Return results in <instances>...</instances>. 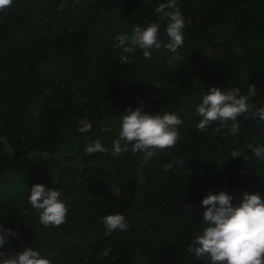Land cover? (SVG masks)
Returning <instances> with one entry per match:
<instances>
[{
	"label": "trees",
	"instance_id": "trees-1",
	"mask_svg": "<svg viewBox=\"0 0 264 264\" xmlns=\"http://www.w3.org/2000/svg\"><path fill=\"white\" fill-rule=\"evenodd\" d=\"M65 2L13 0L0 11V225L17 233L0 251L30 248L52 264H209L187 251L206 227L202 200L222 191L234 207L245 193L264 200V160L247 147L264 146V124L246 114L236 135L214 133L217 124L201 132L196 107L213 86L249 85L253 111L264 107V0H177L184 45L151 59L124 54L116 37L159 23L166 43L168 21L154 11L166 0ZM141 106L182 119L173 148L148 160L85 152L97 140L111 150L125 109ZM37 184L62 193L59 227L40 224L29 204ZM112 214L129 228L106 236Z\"/></svg>",
	"mask_w": 264,
	"mask_h": 264
},
{
	"label": "clouds",
	"instance_id": "clouds-1",
	"mask_svg": "<svg viewBox=\"0 0 264 264\" xmlns=\"http://www.w3.org/2000/svg\"><path fill=\"white\" fill-rule=\"evenodd\" d=\"M13 4V0H0V11ZM66 6L62 0L61 8ZM161 20H167L165 29L167 42L160 39V24L151 23L146 27L136 25L131 34H120L116 37L118 43L115 48L124 54L134 53L137 49L143 50V57L151 59L152 50L162 47L175 53L184 45L183 29L185 20L177 6V0H166L154 8ZM122 64L130 63L127 55H121ZM156 87H160L155 84ZM257 94L255 85H249L247 94H241L239 88L222 91L221 88L211 87L207 94L202 95L201 102L196 107L201 118L196 125L201 132L206 131L213 124L214 133L227 129L226 135H236L239 132L238 117L251 115L257 123L264 124V107L253 111L254 105L249 103L251 97ZM183 121L175 114L151 115L142 110V106L133 110L126 108L120 117L119 138L113 141L112 149L102 146L100 141L87 145L85 152L88 155L111 152L118 157L131 151L133 154L143 153L145 160L150 159L158 149L173 148L180 139L179 126ZM91 129V124L85 131ZM130 146V147H129ZM255 156L264 160V146H247ZM243 150H235L232 157L239 159ZM247 159V157H245ZM181 164V161H175ZM172 164L165 166L170 170ZM62 193L43 185H34L30 190L29 204L39 212V222L45 227H59L66 222L68 209L61 199ZM232 197L222 191L219 194L208 192L202 200L206 208L203 213V231L196 235L187 248L189 253L209 264H264V200L260 195H243L239 206L232 205ZM187 207V206H185ZM106 228L105 235L111 236L114 231H127L129 228L125 217L121 214L107 215L103 218ZM17 233L5 229L0 225V249L8 242L9 237L15 238ZM103 255L107 256L108 251ZM0 264H52V261L41 255L40 251L30 248L24 249L15 255H7L0 251Z\"/></svg>",
	"mask_w": 264,
	"mask_h": 264
},
{
	"label": "rangeland",
	"instance_id": "rangeland-1",
	"mask_svg": "<svg viewBox=\"0 0 264 264\" xmlns=\"http://www.w3.org/2000/svg\"><path fill=\"white\" fill-rule=\"evenodd\" d=\"M15 186H16V189L18 188V190H19V187H18V184H14ZM16 194H17V190L16 191H14V197L16 196ZM17 196H18V194H17ZM17 196L15 197V198H17Z\"/></svg>",
	"mask_w": 264,
	"mask_h": 264
}]
</instances>
